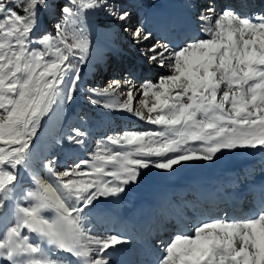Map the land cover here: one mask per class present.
Returning a JSON list of instances; mask_svg holds the SVG:
<instances>
[{
  "label": "snow or ice",
  "instance_id": "1",
  "mask_svg": "<svg viewBox=\"0 0 264 264\" xmlns=\"http://www.w3.org/2000/svg\"><path fill=\"white\" fill-rule=\"evenodd\" d=\"M187 6L195 34L173 43L142 22L128 26L132 13L121 0H0V264H112L129 241L96 230L94 216L107 212L101 201L138 184L142 170L170 174L224 151L264 149V8L242 15L218 0ZM100 14L166 70L141 85L140 110L128 77L82 87L95 52L90 21ZM78 95L105 113L127 112L157 127L101 138L89 159L62 170L56 155L37 160L45 119ZM89 135L71 127L55 143L84 149ZM154 248L151 264H264V185L247 215L208 216L190 231L178 222Z\"/></svg>",
  "mask_w": 264,
  "mask_h": 264
},
{
  "label": "rangeland",
  "instance_id": "2",
  "mask_svg": "<svg viewBox=\"0 0 264 264\" xmlns=\"http://www.w3.org/2000/svg\"><path fill=\"white\" fill-rule=\"evenodd\" d=\"M161 1L162 0H121V3H123L132 13L131 19L126 22L127 25L134 28L137 26L138 22H142L147 29L153 32L154 23L152 20V13L160 6ZM259 1L260 0H255V4ZM133 16H136V18L132 19ZM90 24L91 37L94 43L95 52L93 58L83 70L84 83L82 84V87L102 88L114 79L123 81L125 77H128L129 79L133 80L135 85L132 101L133 108L134 110H140L139 101L143 98L141 95H139L141 85L146 81H154L158 75L163 74L166 70L149 63L147 59L140 54L139 49L135 48L130 43L128 37L120 29V27L110 22L103 14H100L99 17H93L90 21ZM153 34L154 37L168 40L169 35L160 36V34H156V32ZM149 43H151V41ZM125 56L131 60V63L129 66L124 68L125 70H123L117 66L121 67L123 64L124 66L122 67L126 66L127 58ZM141 65L143 66L141 67ZM130 70H132V72H130ZM132 75L136 76L133 77ZM127 90V87L118 90L117 99L120 102L126 100ZM62 106V116L64 121L61 125L63 126V130L61 129V132L59 133H52V135H47L42 131L41 134L45 139V142L48 144H45L44 147L43 144L36 140L37 142L35 141L34 146V148L40 152L39 157L50 154L58 156L61 170L64 168L67 160L66 158L68 157L74 158L77 161L81 159H89V153L95 150L96 142L101 138L123 132L124 130H155L157 127L148 124L144 120H140L139 118L127 112L105 113L101 109L94 108L87 104L86 101L79 95L77 96L75 103ZM84 113L88 115V120L85 123H81L78 117ZM107 116L115 119L112 120L114 125L107 120L109 117L106 119ZM71 127H84L90 133L87 138L88 143L86 148L81 149L74 147L69 145L66 141L63 145L55 143V141ZM47 145H49L48 149H46ZM109 147L115 149V146ZM146 171L147 170H142V173H145L146 175H150L151 173L158 175L160 173V170L158 171L155 168H150L151 172ZM164 174L168 173L165 172ZM142 176L143 175L140 177L139 183L134 184V186L151 185V183L147 180H143ZM131 186H129L127 190H131ZM124 194H126V192L122 193L119 198L105 201V203H107V207H103L107 209L108 215L102 214L101 216H94V225L97 231L120 232L129 238L130 236H135L132 234L136 231V229L134 228L135 224L131 220V217L125 216L126 211H124V213L119 211V209L123 210V208L126 209L127 206H129L123 200L125 198ZM121 218L122 220H120ZM165 232H168V230ZM168 233L170 235L173 233V231L170 230ZM131 241L134 246V250L140 251L142 247L139 246V241L136 239ZM152 251L155 253L154 249ZM146 258L147 256L139 257V255H137L136 259L138 261H136L134 264H139L140 259L146 260Z\"/></svg>",
  "mask_w": 264,
  "mask_h": 264
},
{
  "label": "bare ground",
  "instance_id": "3",
  "mask_svg": "<svg viewBox=\"0 0 264 264\" xmlns=\"http://www.w3.org/2000/svg\"><path fill=\"white\" fill-rule=\"evenodd\" d=\"M223 0H218V2L222 3ZM236 4L234 7L242 14H250L251 6H256L253 0V3L250 7L245 6V0H234ZM189 0H162L160 6L153 11L152 20H153V33L160 34V36H168V40L173 41V43H179L182 39L186 38L188 35H194V24L191 11L187 6ZM136 16H133L132 19H135ZM126 57V56H125ZM127 58L126 66L124 64L119 68H126L130 65L131 60ZM139 66V65H138ZM143 65H141L142 67ZM130 69V68H127ZM132 72V70H130ZM135 73V72H134ZM131 75V73H130ZM133 77L136 75H132ZM141 76V75H139ZM62 105L54 111L50 117L46 118L41 129L39 130V135L36 140H38L41 144H48L45 142L41 132L43 131L47 135H52V133L61 132L63 130V126L61 125L64 121L62 116ZM109 116L106 117V119ZM110 119V120H109ZM107 119L111 124L114 118L109 117ZM115 120V119H114ZM114 125V124H113ZM44 134V135H45ZM46 135V136H47ZM56 136V135H55ZM37 142V141H36ZM49 145L46 146L48 149ZM33 152L35 153V158L38 160L40 157V152L33 148ZM264 163V149H236L233 151H224L221 154H218L217 158L214 162H201L199 164H184L178 166L176 170L172 173L164 174L165 172L160 170L158 175L151 173L150 175H146L142 173L143 180H147L151 183L148 186L141 185H132L131 190H127L126 194H124V202L127 203V207L131 209L123 210L119 209L121 213L126 211L130 214V212L134 213L135 221H138L139 227H144L147 225V220L151 219V216L148 217L147 214H144L143 210L146 208L147 210H152L153 212H158L159 216H164L163 221L164 224L168 226V228H172L171 218L165 216L159 209V206H165L164 203L166 198H176L181 194H196L199 193L202 198L206 201L210 200L212 205L214 206L216 201L219 202L220 196L217 194L218 191H222L225 188L226 182L232 181L234 179L241 180L244 177H241L238 173L239 170L243 169V167H255L257 164ZM149 172L150 169H147ZM146 171V172H147ZM159 171V170H158ZM145 172V171H144ZM151 172V171H150ZM142 182V181H141ZM140 182V183H141ZM149 183V184H150ZM197 187L198 191H194L192 187ZM239 190H242V193L245 192L244 186L239 185ZM151 192L153 194H151ZM232 195L226 194L230 200L235 202L237 199V195L231 192ZM226 198L225 194H223ZM148 199V202L146 200ZM227 199V198H226ZM199 201V200H198ZM125 203V204H126ZM163 204V205H162ZM199 204V202H198ZM197 204V205H198ZM207 204V203H206ZM137 205L141 207L138 209ZM183 204V206H186ZM233 205V204H232ZM103 207V204L101 203ZM201 206V205H200ZM207 206V205H202ZM115 207V206H114ZM237 207V205L235 206ZM116 208V207H115ZM166 208V206H165ZM117 209V208H116ZM232 209V208H231ZM235 209V208H234ZM239 211L240 215H247L243 211V207L240 206L236 209ZM217 210H211V215H215ZM108 215V212L105 213ZM101 216V215H99ZM230 218L234 217L233 215H228ZM97 218V217H96ZM132 220V219H131ZM134 221V220H132ZM137 225V224H136ZM137 225V226H138ZM135 226V225H134ZM165 226V227H166ZM185 230H188L185 228ZM139 235V232H138ZM137 236V235H135ZM131 240L133 236H130ZM152 245L151 247H153ZM153 253V251H152ZM156 255V252L153 253ZM135 255H142L140 252L134 253L133 248L130 246V242L125 245L120 246V251L112 257V261H118L119 264H134L136 262ZM141 260V259H140ZM139 260V264H146L145 260ZM147 264H151L150 261H147ZM114 264V262H112Z\"/></svg>",
  "mask_w": 264,
  "mask_h": 264
}]
</instances>
